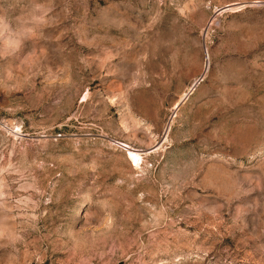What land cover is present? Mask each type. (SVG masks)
<instances>
[{
  "label": "rangeland",
  "instance_id": "rangeland-1",
  "mask_svg": "<svg viewBox=\"0 0 264 264\" xmlns=\"http://www.w3.org/2000/svg\"><path fill=\"white\" fill-rule=\"evenodd\" d=\"M0 264H264V0H0Z\"/></svg>",
  "mask_w": 264,
  "mask_h": 264
},
{
  "label": "bare ground",
  "instance_id": "bare-ground-1",
  "mask_svg": "<svg viewBox=\"0 0 264 264\" xmlns=\"http://www.w3.org/2000/svg\"><path fill=\"white\" fill-rule=\"evenodd\" d=\"M133 156H134L135 158H137V157H139V154H137V153H133Z\"/></svg>",
  "mask_w": 264,
  "mask_h": 264
}]
</instances>
